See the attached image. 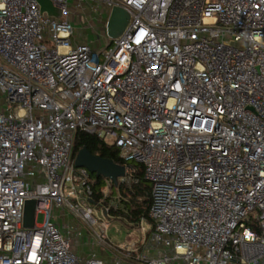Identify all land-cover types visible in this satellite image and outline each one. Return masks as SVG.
Masks as SVG:
<instances>
[{"label":"built area","instance_id":"1","mask_svg":"<svg viewBox=\"0 0 264 264\" xmlns=\"http://www.w3.org/2000/svg\"><path fill=\"white\" fill-rule=\"evenodd\" d=\"M50 1L59 18L0 0V264H106L73 251L81 231L54 210L115 264H264V0H98L130 15L101 48L74 42L68 0ZM77 131L143 166L141 249L111 244Z\"/></svg>","mask_w":264,"mask_h":264},{"label":"rangeland","instance_id":"2","mask_svg":"<svg viewBox=\"0 0 264 264\" xmlns=\"http://www.w3.org/2000/svg\"><path fill=\"white\" fill-rule=\"evenodd\" d=\"M68 8L70 19L72 20L74 28L72 38L75 42L86 43L91 48H101L107 46L110 39L105 33V22L109 10L103 2L98 0H68ZM122 181H124L126 185H129L130 183V179L127 176ZM103 191L105 195L111 196L108 202L111 204L117 203L118 200L123 197L120 192H112L111 194L110 187L107 183ZM96 214L99 217L105 218L100 207H96ZM53 215L57 218L56 210L53 211ZM108 218L110 225L107 230V236L113 246L123 248L126 244L133 243L138 249H141L144 239L146 240V244L148 243L151 231H141L140 222L138 225L130 226L124 220L115 218L110 214ZM43 220V213L37 212L35 222L39 224L42 223ZM59 220L64 223L76 225L81 231L82 235L80 237L75 236L72 239V249L74 252L86 255L87 253L93 251L97 253L98 257L104 260L106 264H115L112 249L105 244H97L93 238L94 236L91 234V231L79 220L74 218L71 214L62 217L60 216ZM143 222L145 223V221ZM128 247H130V245H128Z\"/></svg>","mask_w":264,"mask_h":264},{"label":"trees","instance_id":"3","mask_svg":"<svg viewBox=\"0 0 264 264\" xmlns=\"http://www.w3.org/2000/svg\"><path fill=\"white\" fill-rule=\"evenodd\" d=\"M82 146L87 147L93 154L110 158L119 164L132 167L127 174L130 183L126 185L124 181L117 179V184H113L102 176L90 174L93 198L95 201L102 200V204L109 207V214L120 220H124L128 225H138L141 219L149 223L148 209L151 202L150 183L144 178L143 166L136 162H127L118 156L117 149L100 141L95 135L82 131H77L73 139L72 157ZM106 183L112 192H120L123 196L117 203L109 202L110 195H105L103 190Z\"/></svg>","mask_w":264,"mask_h":264},{"label":"water","instance_id":"4","mask_svg":"<svg viewBox=\"0 0 264 264\" xmlns=\"http://www.w3.org/2000/svg\"><path fill=\"white\" fill-rule=\"evenodd\" d=\"M40 12L59 18V9L50 0H36ZM130 23V15L120 6H112L109 9L105 22V33L109 39H118L127 29ZM74 165L84 167L95 176H102L113 184H117V179L129 173L131 164L123 165L114 162L110 158L93 154L90 150L82 146L74 155ZM36 200L28 199L23 210V226L32 227L35 220Z\"/></svg>","mask_w":264,"mask_h":264},{"label":"crops","instance_id":"5","mask_svg":"<svg viewBox=\"0 0 264 264\" xmlns=\"http://www.w3.org/2000/svg\"><path fill=\"white\" fill-rule=\"evenodd\" d=\"M74 42H75V40H73ZM56 214H57V218L55 219V220H53L57 225H59L60 226V228L62 229V230H64V228H65V226L66 225H69V223H64V222H62L61 220H59V217L61 216H67V215H69L70 213L68 212L67 213V211H62V210H56ZM76 253V252H75ZM77 255H79V256H83V254H79V253H76Z\"/></svg>","mask_w":264,"mask_h":264}]
</instances>
